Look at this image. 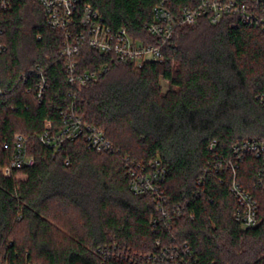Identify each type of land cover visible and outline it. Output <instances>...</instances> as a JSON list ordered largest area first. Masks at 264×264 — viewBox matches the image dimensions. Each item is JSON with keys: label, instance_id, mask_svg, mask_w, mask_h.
<instances>
[{"label": "trees", "instance_id": "obj_1", "mask_svg": "<svg viewBox=\"0 0 264 264\" xmlns=\"http://www.w3.org/2000/svg\"><path fill=\"white\" fill-rule=\"evenodd\" d=\"M161 1L174 16L197 2L79 4L153 42L146 24ZM234 19L179 25L161 58L140 67L83 46L78 71L108 67L80 85L67 80L63 33L46 24L37 1L12 0L0 9V167L9 163L16 135L33 157L10 175L0 169V264H140L164 247L175 251L159 257L168 264H264V189L254 187L260 161L246 156L236 168L258 202L260 221L244 228L233 216L230 171L212 166L216 152L228 157L236 142L264 140V31L232 25ZM37 66L47 78L40 98L32 90ZM71 111L100 128L115 150L96 152L82 135L55 150L42 144L45 123L56 130ZM156 159L165 169V206L182 207L169 223L151 193L129 188L128 166Z\"/></svg>", "mask_w": 264, "mask_h": 264}, {"label": "built area", "instance_id": "obj_2", "mask_svg": "<svg viewBox=\"0 0 264 264\" xmlns=\"http://www.w3.org/2000/svg\"><path fill=\"white\" fill-rule=\"evenodd\" d=\"M35 1L44 11L46 24L63 33L59 54L65 63L67 80L80 85L97 80L108 67L107 64H103L96 70L78 71L76 57L83 46H89L100 54L112 55L119 61L140 67L145 61L161 58L162 48L171 38L176 27L195 25L202 17L207 18L211 24H216L223 17L232 16L236 18L231 21L232 25L239 21L264 31V0H251L247 3L238 0H197L194 4L181 6L176 16L161 1L152 7L151 21L146 24L148 33L156 38L153 42L135 39L123 27H111L104 21L97 9L89 4L81 5L79 0ZM11 4L12 0H0V9H8ZM1 32L0 29V36ZM3 49L0 38V52ZM31 72L36 76L32 90L40 98L47 88L46 75L38 66ZM80 135L85 138L87 146L96 152L115 150L112 141L104 135L100 128L85 122L80 115L72 111L62 116V124L56 130L52 129L50 122H46L38 139L45 146L55 150L63 142L71 141ZM4 146L6 147V144ZM209 146L213 147L214 141ZM246 156H253L260 161L254 187L264 189V140L244 139L236 142L231 145L228 157L216 152L212 164L217 171L225 169L231 173L229 189L237 203L233 216L243 228L255 226L260 221L257 200L249 190L241 185L236 174L238 163ZM32 162L33 157L27 152L26 139L21 135H16L11 159L0 169L3 174L10 175L13 169L30 165ZM127 173L132 193L136 195L151 193L156 201L155 209L161 213L167 223L181 213L180 204H173L170 208L165 206L166 199L162 190L165 169L157 159L150 162L148 166L139 162L131 163L127 168ZM16 176L19 177V175ZM198 181L200 182L201 179ZM190 216L192 217L191 214ZM182 250L185 254H191L187 246H184ZM167 251L173 252L164 247L158 252L145 255V260H142L140 264H168V260H159V257L165 255Z\"/></svg>", "mask_w": 264, "mask_h": 264}, {"label": "rangeland", "instance_id": "obj_3", "mask_svg": "<svg viewBox=\"0 0 264 264\" xmlns=\"http://www.w3.org/2000/svg\"><path fill=\"white\" fill-rule=\"evenodd\" d=\"M161 85H162V88H163V89H166V82H165V81L162 80V81H161ZM19 177H23V175H20V174H19Z\"/></svg>", "mask_w": 264, "mask_h": 264}]
</instances>
